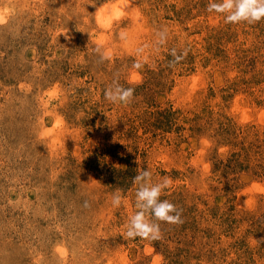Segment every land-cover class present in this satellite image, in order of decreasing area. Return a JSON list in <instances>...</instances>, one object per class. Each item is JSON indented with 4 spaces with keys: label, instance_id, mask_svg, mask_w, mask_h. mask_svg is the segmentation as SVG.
<instances>
[{
    "label": "rangeland",
    "instance_id": "374dc122",
    "mask_svg": "<svg viewBox=\"0 0 264 264\" xmlns=\"http://www.w3.org/2000/svg\"><path fill=\"white\" fill-rule=\"evenodd\" d=\"M209 3L0 0V264H264V18ZM140 169L158 239L126 236Z\"/></svg>",
    "mask_w": 264,
    "mask_h": 264
},
{
    "label": "clouds",
    "instance_id": "9594fccd",
    "mask_svg": "<svg viewBox=\"0 0 264 264\" xmlns=\"http://www.w3.org/2000/svg\"><path fill=\"white\" fill-rule=\"evenodd\" d=\"M120 0H117L119 3ZM100 10H97V13ZM208 11L225 13L226 23L248 22L255 23L264 18V0H222V2H211L208 5ZM119 18V13H117ZM124 39V34H121ZM175 56V53L173 52ZM103 60L111 59L110 54L105 52ZM178 60L179 57H176ZM134 89L124 88L116 83L104 90V98L111 103L129 104L133 99ZM152 174L146 169H140L136 176L132 178L133 183L138 185L136 191V207L138 211L129 218L126 236L134 239L137 236L141 238L158 239L160 236L159 224L153 222L148 217L154 218V221L166 223H182L180 215L174 204L167 200H160L162 191L171 184L170 178H164L162 183L152 184ZM122 197L119 194L113 196V206L118 207L121 204ZM174 213V214H173Z\"/></svg>",
    "mask_w": 264,
    "mask_h": 264
}]
</instances>
